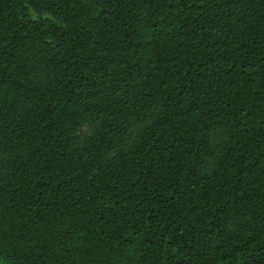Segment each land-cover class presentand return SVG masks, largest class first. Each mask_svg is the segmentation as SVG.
Instances as JSON below:
<instances>
[{
  "label": "trees",
  "instance_id": "trees-1",
  "mask_svg": "<svg viewBox=\"0 0 264 264\" xmlns=\"http://www.w3.org/2000/svg\"><path fill=\"white\" fill-rule=\"evenodd\" d=\"M0 264H264V0H0Z\"/></svg>",
  "mask_w": 264,
  "mask_h": 264
}]
</instances>
